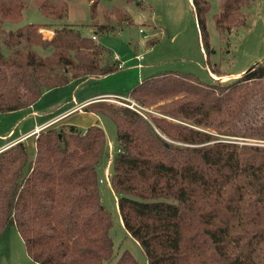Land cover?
I'll return each instance as SVG.
<instances>
[{
    "label": "trees",
    "instance_id": "obj_1",
    "mask_svg": "<svg viewBox=\"0 0 264 264\" xmlns=\"http://www.w3.org/2000/svg\"><path fill=\"white\" fill-rule=\"evenodd\" d=\"M29 1L45 19L67 15L58 0H0L2 115L72 80L118 71L106 48L72 27L22 24ZM191 1L208 58L210 3ZM252 1L219 0L212 17L218 35L246 26L243 9ZM47 26L52 35L44 38ZM210 72L225 75L217 65ZM209 78L156 74L129 91L135 110L103 100L83 107L115 127L109 183L122 227L147 264H264V62L224 82ZM61 123L0 152V234L14 226L36 264H138L126 250L115 255L111 217L99 199L104 131Z\"/></svg>",
    "mask_w": 264,
    "mask_h": 264
},
{
    "label": "rangeland",
    "instance_id": "obj_2",
    "mask_svg": "<svg viewBox=\"0 0 264 264\" xmlns=\"http://www.w3.org/2000/svg\"><path fill=\"white\" fill-rule=\"evenodd\" d=\"M58 1L67 5V15L62 20L45 19L33 2L29 1L22 24L69 26L77 30L82 37L95 36L94 41L108 50L106 62L114 63L113 57L117 56L122 67L107 76L72 80L63 87L47 90V95L40 102L37 101L38 107L45 110L46 117L71 108L81 97L93 93L115 95L116 98L100 99L119 107L130 106L134 101L127 97L129 91L156 74L190 73L201 81L209 82L207 68L210 71L214 65H217L223 74H237L264 62V0H253L249 7L243 9L246 26L232 29L223 36L218 35L212 19L213 15L219 12V0H207L210 9L206 14V30L209 47L212 49L208 58L199 40L190 0H94L96 1L94 16L90 13V0ZM114 10L123 13L125 19L122 17L114 19ZM107 21L113 26V30L97 34L96 24H104ZM41 32L44 38L52 35L50 26L44 27ZM147 42L157 43L149 46ZM33 50L41 56L51 52V49ZM138 57L142 59L139 61ZM211 79L217 81L216 78ZM83 109L61 124L69 123L82 130L97 125L104 131L108 154L98 172L99 179L103 180V183L98 184V192L101 205L111 217L110 236L114 243V253L117 256L126 250L138 264H147L139 245L123 229L116 196L109 181H105L104 169L108 172L109 179L111 166L109 168L107 166L111 165L116 150L115 127L109 117L83 112ZM147 113L154 114L151 110ZM14 117L0 114V137L6 136L13 127L14 131L19 133L21 127L15 125ZM223 138L235 142L244 141L241 138ZM29 152L32 155L31 148ZM0 264H36L28 257L23 241L14 226L6 227L0 234Z\"/></svg>",
    "mask_w": 264,
    "mask_h": 264
},
{
    "label": "crops",
    "instance_id": "obj_3",
    "mask_svg": "<svg viewBox=\"0 0 264 264\" xmlns=\"http://www.w3.org/2000/svg\"><path fill=\"white\" fill-rule=\"evenodd\" d=\"M243 71L237 74H225L224 76L216 77L207 68L208 76L216 78L218 81H222V80L227 81L230 79L237 78L238 76L242 74ZM46 95H47V90L43 92L42 97L39 99L38 102H40L42 98H44ZM107 96H115V95L102 94V93L88 94L86 96L81 97L79 101H76V104L72 106L71 108L62 110L49 117L45 116V110L40 109V107H38L37 105L38 103H36L33 106H30L27 109H22V110H18V111L6 114L8 116H15L14 117V120L16 121L15 125H18L21 128L19 129V133H16L14 131V127L10 128L6 136L0 137V141H2L0 143V152L11 147L12 145L20 141H25L29 139L31 136H36V134H38L40 130L54 123L56 124V123L67 121L69 118H71L75 114L82 112L83 107L86 106L88 103L101 100L100 98L107 97Z\"/></svg>",
    "mask_w": 264,
    "mask_h": 264
},
{
    "label": "built area",
    "instance_id": "obj_4",
    "mask_svg": "<svg viewBox=\"0 0 264 264\" xmlns=\"http://www.w3.org/2000/svg\"><path fill=\"white\" fill-rule=\"evenodd\" d=\"M141 32V31H140ZM92 40H95L96 37L95 36H92L91 37ZM142 58L141 57H138V60L140 61ZM113 60L117 63V68L120 69L122 67V63L119 62V59L117 58V56H114L113 57ZM102 98H116L115 96H107V97H102ZM132 110H135V105L134 103H131L130 106H126ZM38 132V131H37ZM36 132V133H37ZM110 167V164L107 166V168ZM99 170L101 169V167L98 168ZM104 176H105V181H109L108 179V172L104 169ZM98 182L101 184L103 183V180L102 179H99Z\"/></svg>",
    "mask_w": 264,
    "mask_h": 264
},
{
    "label": "water",
    "instance_id": "obj_5",
    "mask_svg": "<svg viewBox=\"0 0 264 264\" xmlns=\"http://www.w3.org/2000/svg\"><path fill=\"white\" fill-rule=\"evenodd\" d=\"M106 102V101H105Z\"/></svg>",
    "mask_w": 264,
    "mask_h": 264
}]
</instances>
